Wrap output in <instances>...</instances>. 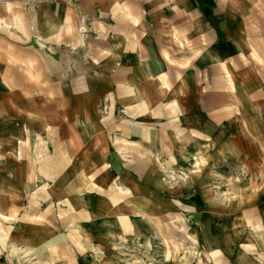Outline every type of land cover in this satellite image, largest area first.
I'll list each match as a JSON object with an SVG mask.
<instances>
[{
    "label": "crops",
    "instance_id": "0c3cea01",
    "mask_svg": "<svg viewBox=\"0 0 264 264\" xmlns=\"http://www.w3.org/2000/svg\"><path fill=\"white\" fill-rule=\"evenodd\" d=\"M136 237L264 264V0H0V264Z\"/></svg>",
    "mask_w": 264,
    "mask_h": 264
},
{
    "label": "rangeland",
    "instance_id": "374dc122",
    "mask_svg": "<svg viewBox=\"0 0 264 264\" xmlns=\"http://www.w3.org/2000/svg\"><path fill=\"white\" fill-rule=\"evenodd\" d=\"M153 245L152 249L157 248V250L146 251L145 249H135L130 253L132 255L121 256L118 255V260H116V264H201L198 261V255H193L190 253H178V254H169L167 256L163 250V246L158 242L151 241ZM113 252H115L112 249ZM128 252V251H125ZM129 253V252H128ZM241 264H248L243 262Z\"/></svg>",
    "mask_w": 264,
    "mask_h": 264
},
{
    "label": "built area",
    "instance_id": "2783aa9c",
    "mask_svg": "<svg viewBox=\"0 0 264 264\" xmlns=\"http://www.w3.org/2000/svg\"><path fill=\"white\" fill-rule=\"evenodd\" d=\"M120 243L121 244L118 245H112V249L119 255V257L126 256L125 254L132 255L130 252L135 249H145L149 253L155 249L157 250V248L152 249L153 246L156 247V245H153L150 240H145L141 237H136L131 240L124 238ZM125 251H128L129 253Z\"/></svg>",
    "mask_w": 264,
    "mask_h": 264
}]
</instances>
